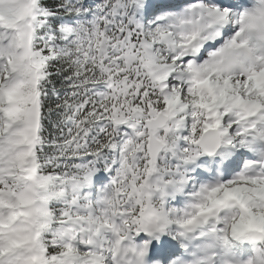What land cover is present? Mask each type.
<instances>
[{
  "label": "snow or ice",
  "instance_id": "snow-or-ice-1",
  "mask_svg": "<svg viewBox=\"0 0 264 264\" xmlns=\"http://www.w3.org/2000/svg\"><path fill=\"white\" fill-rule=\"evenodd\" d=\"M0 264H264V0H0Z\"/></svg>",
  "mask_w": 264,
  "mask_h": 264
}]
</instances>
